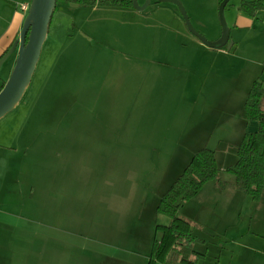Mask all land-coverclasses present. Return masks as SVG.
Here are the masks:
<instances>
[{
  "label": "rangeland",
  "instance_id": "obj_1",
  "mask_svg": "<svg viewBox=\"0 0 264 264\" xmlns=\"http://www.w3.org/2000/svg\"><path fill=\"white\" fill-rule=\"evenodd\" d=\"M137 1L142 8L148 0ZM149 1L135 15L71 5L54 12L30 85L0 121V264H44L50 256L52 264L148 263L162 235L157 226L170 221L156 213L158 198L173 182L166 170L184 168L178 159L184 149L173 147V137L180 129L191 131L200 118L188 109L148 114L157 102L149 105L147 95L142 100L143 69L156 78L155 66L164 55L174 56L186 65L177 77L186 78L194 74L188 65L195 52L194 46L182 53L163 43L177 37V29L163 24L192 34L176 5ZM176 1L197 34L220 40L218 0ZM242 1L260 0L225 6L224 26L234 44L228 63L210 50L204 60L216 67L220 59L227 63L224 74L238 83L236 92L227 85L230 109L238 99L244 104L254 81L264 82V11L243 28L242 18L249 17L239 9ZM221 92H213L214 103ZM212 146L206 148L214 151ZM235 160L227 156L220 164ZM218 174L234 184L233 175ZM177 260L174 252L171 263Z\"/></svg>",
  "mask_w": 264,
  "mask_h": 264
},
{
  "label": "crops",
  "instance_id": "obj_2",
  "mask_svg": "<svg viewBox=\"0 0 264 264\" xmlns=\"http://www.w3.org/2000/svg\"><path fill=\"white\" fill-rule=\"evenodd\" d=\"M25 3L27 0H0V58L11 43L19 37L26 16L20 10V5ZM149 5L150 1L145 8H141L137 1V8L110 10L124 11L127 14L135 15V12H141ZM247 17L249 16L247 15ZM254 18H242L243 28H250L252 24L250 19ZM163 25L169 29H177L173 30L176 38L161 39L167 46L174 44L176 48L181 47L184 49L181 50L182 53H188L194 46L195 52L188 65L194 74L186 78L177 77V74L185 69L186 65L180 64L179 58L174 56L168 59L163 52L166 46H161L160 51L158 50L159 57H163V55L164 57L163 61L154 68L156 69V78L146 77V70L143 69L141 90L144 96L142 100H145V95H147L149 105H152L153 99L157 102V107L148 111L149 115H177L184 113L180 110L188 109L185 113L189 116H200L198 120L194 121L195 127L191 131H187L186 128L176 131L173 137V147L184 149V154L178 159L185 167L196 151L214 144L216 146L212 147H215L214 152L219 172H226L230 166L221 165L220 162H223L227 156H236L237 146L246 132L256 133L259 129L258 123L244 120L243 102L239 103L238 99L236 106L230 109L228 94L225 96L227 85L229 88L231 87V92H236L238 88V83L224 74L227 72V58L230 56L234 44L230 49H228V45L219 49H210L193 35H187L181 29V25L180 27L178 24L177 27ZM208 41L214 42V40ZM208 50L214 52L216 58H222L227 63L223 64L220 59V65L216 67L212 59L208 58L204 62L208 56L207 53L211 56ZM199 51L201 55L197 54ZM5 62L1 66L0 72L3 70ZM13 65L14 59L5 67L7 68L3 72L5 77H0V84L7 79ZM223 89H226L225 92H221ZM214 91L221 92V97L216 99L215 103L212 98ZM216 127L220 129L216 131ZM148 142H153V139H149ZM217 147H221L219 151ZM219 154L220 158H218ZM182 169L184 168L171 171L174 169L170 166L165 175H168L170 181H174ZM179 171L180 173H177ZM226 183L228 186L224 190H217L215 184L213 187H206L205 184L197 196L188 202L180 212L179 216L192 225L194 236L203 240V242L192 246L194 252L204 256L195 264H264V193L258 202H254L250 197L239 192L234 184ZM59 219L56 223L61 225V214ZM51 260L50 256L47 259L48 262L44 264H52ZM176 263L181 264L178 260Z\"/></svg>",
  "mask_w": 264,
  "mask_h": 264
},
{
  "label": "trees",
  "instance_id": "obj_3",
  "mask_svg": "<svg viewBox=\"0 0 264 264\" xmlns=\"http://www.w3.org/2000/svg\"><path fill=\"white\" fill-rule=\"evenodd\" d=\"M71 4L78 7L104 9L129 10L134 8L133 0H56L55 11L60 5ZM239 9L254 18L258 12L264 11V0L242 1ZM14 41L1 58L11 49ZM5 82L6 80L0 84V91ZM263 98L264 83L254 81L243 105V117L246 122L258 123L259 129L256 133L246 132L243 135L236 149L237 161L226 169V172L234 176L235 188L254 202H258L264 193ZM218 172L215 152L202 148L193 154L190 162L159 198L156 213L169 218L170 222L167 226H157V231H161L162 235L159 242L154 243L147 264H156L157 262L170 264L174 252H177L181 264H195L204 257L192 249L193 244L203 242V240L194 236L192 225L189 221L181 218L179 212L197 196L208 182L216 181L215 188L217 190H224L228 186L226 182L217 179Z\"/></svg>",
  "mask_w": 264,
  "mask_h": 264
},
{
  "label": "water",
  "instance_id": "obj_4",
  "mask_svg": "<svg viewBox=\"0 0 264 264\" xmlns=\"http://www.w3.org/2000/svg\"><path fill=\"white\" fill-rule=\"evenodd\" d=\"M171 2L176 5L184 19L188 31L201 43L210 49H219L229 43L227 31L224 26L223 11L230 0H222L218 7V16L222 26L221 38L218 42H209L192 28L189 19L181 4L176 0H158ZM149 3V0L146 3ZM76 7V5L71 4ZM134 8H137V0H133ZM56 8V0H32L29 10L24 18L22 28L11 49L0 59L2 64L14 53H16L13 68L0 91V119L9 114L23 97L30 85L36 65L39 61L42 46L47 38L49 26ZM145 8V7H143Z\"/></svg>",
  "mask_w": 264,
  "mask_h": 264
},
{
  "label": "built area",
  "instance_id": "obj_5",
  "mask_svg": "<svg viewBox=\"0 0 264 264\" xmlns=\"http://www.w3.org/2000/svg\"><path fill=\"white\" fill-rule=\"evenodd\" d=\"M31 1L32 0H27V3L20 5V10L24 13V15L27 14Z\"/></svg>",
  "mask_w": 264,
  "mask_h": 264
}]
</instances>
